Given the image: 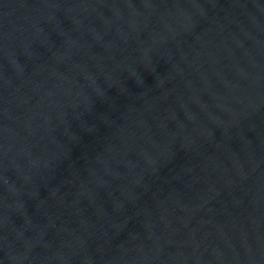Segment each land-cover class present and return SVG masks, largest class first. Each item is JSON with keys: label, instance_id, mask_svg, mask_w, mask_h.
Wrapping results in <instances>:
<instances>
[{"label": "water", "instance_id": "95a60500", "mask_svg": "<svg viewBox=\"0 0 264 264\" xmlns=\"http://www.w3.org/2000/svg\"><path fill=\"white\" fill-rule=\"evenodd\" d=\"M0 264H264V0H0Z\"/></svg>", "mask_w": 264, "mask_h": 264}]
</instances>
